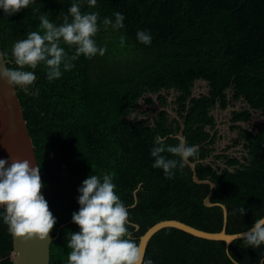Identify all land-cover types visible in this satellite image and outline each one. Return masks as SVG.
I'll return each mask as SVG.
<instances>
[{"label":"trees","instance_id":"1","mask_svg":"<svg viewBox=\"0 0 264 264\" xmlns=\"http://www.w3.org/2000/svg\"><path fill=\"white\" fill-rule=\"evenodd\" d=\"M72 3H79L82 13H99L94 39L107 49L105 54L81 56L53 82L47 80L45 66H38L32 86L39 89L38 96L15 86L45 198L57 221L51 232L50 264H68V233L80 231L72 221L80 207L78 189L90 175L113 176L138 243L150 227L165 220L210 233L222 230V209L203 203L210 186L195 184L188 165L178 166L171 179L152 167L150 150L157 136L174 146L179 142L175 136L181 135L189 146H198L190 162L200 180L212 182L211 202L226 207V233L249 230L264 217V0H97L94 8L87 0H36L14 15L0 9V51L6 53L7 68L17 67L12 56L15 42L40 31L39 17L46 14L56 25L66 15L70 21ZM116 12L125 17L123 29L103 24L106 17L114 23ZM138 31L150 33L152 43H140ZM62 46L74 54V49ZM200 80L207 83L208 93L192 97ZM161 91L177 93L172 103L177 119L170 121L166 110L156 114L152 125L147 118H130L140 100L154 105L147 94L157 95L156 101L167 106L168 94ZM239 101L246 108L233 111L227 126L244 142L246 155H214V161L205 164L215 153L213 110H226ZM217 161L224 165H215ZM3 214L0 208V264H13L12 236ZM225 249L222 241L165 228L150 239L145 260L232 264ZM228 251L237 264H264V245L254 249L240 239Z\"/></svg>","mask_w":264,"mask_h":264},{"label":"clouds","instance_id":"2","mask_svg":"<svg viewBox=\"0 0 264 264\" xmlns=\"http://www.w3.org/2000/svg\"><path fill=\"white\" fill-rule=\"evenodd\" d=\"M88 6L94 8L97 0H87ZM36 0H0V9L7 15H14L29 8ZM64 22L56 25L50 22L48 16L39 17L40 31H32L26 39L18 40L12 48L14 69L7 68L4 57L0 52V79L6 80L12 86H18L25 94L39 95V89H32L37 80L34 70L40 65L46 68V78L53 82L75 67L74 61L84 56L94 58L97 54L103 56L107 49L98 47L95 36L99 31V13H82L79 3H72ZM112 19L104 18L105 26L113 29L125 27V17L122 13L114 14ZM121 46L124 37L121 36ZM137 39L144 45L152 43V36L147 31H138ZM74 49L69 55L65 50ZM31 69V70H25ZM166 137H155V145L150 150L154 160L153 168L162 169L164 175L171 179L174 170L179 166L185 167L190 158L198 155V146L187 144L183 138L172 146L166 145ZM164 153L179 157V160L169 159ZM0 159V208L3 209V222L14 239L51 240L56 218L49 209L48 202L41 194L44 187L40 166H32L27 159H12L11 164ZM116 185L112 175H90L78 189L80 193L78 212L72 214V221L80 229L79 232H69L67 247L68 264H153L152 260H145V248L133 238V227L129 218V210L116 193ZM245 213V208L240 210ZM237 238L252 248L264 245V218L256 219L254 225L239 234ZM226 255L232 264L237 261L225 249ZM20 254L17 253V260Z\"/></svg>","mask_w":264,"mask_h":264},{"label":"water","instance_id":"3","mask_svg":"<svg viewBox=\"0 0 264 264\" xmlns=\"http://www.w3.org/2000/svg\"><path fill=\"white\" fill-rule=\"evenodd\" d=\"M4 66H6V61ZM175 137L179 140L183 138L181 135H177ZM11 158L19 160L27 159L31 162L33 167L38 165L33 141L31 139L27 122L24 118L23 110L17 96V90L15 86L10 85L6 80L0 79V159L8 161V164L6 165L7 167L11 164ZM187 165L191 168L192 178L195 184H204L210 186L209 194L205 197L203 203L207 208L219 207L222 209L223 228L220 232L210 233L196 229L177 220L161 221L150 227L140 237L139 243L144 246L145 251L150 239L160 230L165 228L180 230L196 238L205 239L208 241H222L225 243L227 250L233 241L241 239L237 238L241 233H226L225 228L227 224V209L220 203L211 202L210 199L214 188L212 182L209 180H200L197 177L195 163L189 161ZM41 194L45 198L44 187L42 188ZM135 229L138 230V226H135ZM50 237L51 240L44 242L36 239L22 240L14 239L12 237L13 264H50V247L53 241L51 233ZM17 253L20 254L19 260H17Z\"/></svg>","mask_w":264,"mask_h":264},{"label":"rangeland","instance_id":"4","mask_svg":"<svg viewBox=\"0 0 264 264\" xmlns=\"http://www.w3.org/2000/svg\"><path fill=\"white\" fill-rule=\"evenodd\" d=\"M208 85L206 82L200 80L196 81L192 89V97H198L200 95H206L208 93ZM161 94H168V105L163 107L157 101V95L147 94L146 98H152L155 103L153 106H147L143 100L139 101V106L137 110L130 115L132 119H142L147 118L149 123L152 125L153 120L156 114L161 110H166L169 114L170 121L177 119L175 113V106L172 104L176 99L177 93L174 91L164 92L161 91ZM246 108V104L242 101L234 103L233 106H229L226 110H221L218 106L213 110L212 115L215 119V128L213 132H216L217 139L215 143V153L212 154L205 164L212 163L214 161V155L226 154L229 157H238L241 158L246 155V152L243 148V141L239 140V135L237 132H231L228 129V122L233 111H241ZM209 131V129H207ZM211 132V133H213ZM215 165L223 166L222 161H217Z\"/></svg>","mask_w":264,"mask_h":264}]
</instances>
